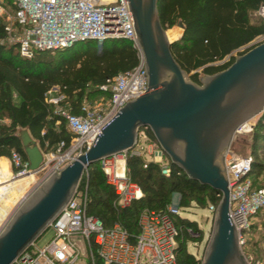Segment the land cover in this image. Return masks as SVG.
Listing matches in <instances>:
<instances>
[{
    "label": "trees",
    "instance_id": "trees-1",
    "mask_svg": "<svg viewBox=\"0 0 264 264\" xmlns=\"http://www.w3.org/2000/svg\"><path fill=\"white\" fill-rule=\"evenodd\" d=\"M264 0H158L162 25L171 28L179 20L184 23L182 35L173 41L171 50L190 77L199 82L201 74L215 73L228 67L234 60L233 52L255 44L263 34L264 23L254 15ZM232 53V54H231ZM231 54V55H230ZM230 55V58H225ZM139 51L126 38H109L99 44L84 40L55 51H39L33 57H24L18 46L7 39L4 22L0 20V156L10 157L13 150L27 159L17 134L27 127L43 152L56 150L64 141L63 149L71 146L76 134L64 117L56 112L49 100V91L58 87L65 97L60 105L72 113H80L83 103L100 96L108 98L109 91L101 89L109 79L131 70L139 63ZM145 127V126H144ZM151 139L158 144L153 132ZM251 176L257 186L264 170V111L252 129ZM168 156V155H167ZM146 164V166H144ZM171 172L165 175L159 164L146 161L144 155H127L126 172L142 195L126 204L99 161L88 166L79 188L87 183V213L99 218L104 225L118 222L134 236L138 232V217L144 210L160 211L179 195L178 205L183 209L195 203L205 208L218 205L221 192L180 174L177 165L170 162ZM183 226L200 230L197 221L182 217ZM196 239L183 230L177 255L179 264H201V258L188 252L186 243ZM97 264H102L98 259Z\"/></svg>",
    "mask_w": 264,
    "mask_h": 264
},
{
    "label": "built area",
    "instance_id": "built-area-1",
    "mask_svg": "<svg viewBox=\"0 0 264 264\" xmlns=\"http://www.w3.org/2000/svg\"><path fill=\"white\" fill-rule=\"evenodd\" d=\"M254 15L264 23V4L259 5ZM0 20L4 22L7 39L18 46L22 56L28 58L39 51H55L89 39L101 44L109 38H126L138 48L127 0H0ZM262 40L264 32L255 43ZM244 49L235 50L233 54L237 55ZM139 58L138 65L133 69L118 74L101 86V89L110 92L106 101L85 102L80 113H72L68 107L60 105L65 97L63 94L49 98L76 137L67 149H63L64 141H61L56 150L44 152V162L36 171L42 172V175L23 194L18 206L48 176L61 170L76 154L89 147L101 133L100 128L121 106L146 91L147 74L140 51ZM147 129L146 126L139 129L133 148L99 160L124 204L142 195L139 186L131 182L127 175V155H144L146 161L159 164L163 174L171 172L169 156L159 143L151 139ZM252 129L253 126L245 122L235 134ZM119 159L124 161L122 175L115 167ZM10 161L14 179L32 172L28 160L17 150L12 151ZM226 168L230 184L229 214L237 226L243 248L252 219L264 208V186H257L253 181L251 154H237L229 148ZM179 173L186 174L184 170ZM87 204L86 183L83 189L78 186L72 198L49 224L48 228L54 230V236L43 247L37 246L34 241L13 264H97L98 259L102 264H179L177 248L183 230L196 239L194 244H198L201 236L204 237L203 232L201 234L199 230L183 226L182 208L178 202L170 203L160 211L144 209L139 214L138 232L134 236L118 222L104 225L99 218L87 213ZM17 207L12 205L0 220V231ZM81 245H86L87 253L82 251ZM262 249L260 264H264V243ZM247 258L252 264L249 256Z\"/></svg>",
    "mask_w": 264,
    "mask_h": 264
},
{
    "label": "water",
    "instance_id": "water-1",
    "mask_svg": "<svg viewBox=\"0 0 264 264\" xmlns=\"http://www.w3.org/2000/svg\"><path fill=\"white\" fill-rule=\"evenodd\" d=\"M147 74V89L126 102L93 143L53 172L18 206L0 231V264L14 261L48 228L75 194L88 166L131 149L141 127L153 132L172 163L186 175L221 192L201 264H250L230 211L226 153L237 128L264 111V40L235 55L232 63L199 82L182 68L171 45L184 30L162 25L158 0H127ZM32 172L44 152L27 127L17 134Z\"/></svg>",
    "mask_w": 264,
    "mask_h": 264
},
{
    "label": "rangeland",
    "instance_id": "rangeland-1",
    "mask_svg": "<svg viewBox=\"0 0 264 264\" xmlns=\"http://www.w3.org/2000/svg\"><path fill=\"white\" fill-rule=\"evenodd\" d=\"M174 28H178V26L175 25L171 28H168L167 30H171ZM100 100L106 101V97L100 96L94 101H100ZM259 116L260 115L252 118L247 123L254 126ZM251 147H252V130L250 132L235 134L232 144L230 146V150L231 152H234L237 154L248 155L251 152ZM9 170H10V174H12V169L10 167H9ZM10 174L7 176V180L10 179L9 178ZM41 175H42V172H38L36 180ZM2 177H0V179H2ZM257 179H258L257 180L258 182H260L261 184H264V170L259 174ZM108 181L112 185H114L112 179L108 178ZM178 200H179V195L174 194L172 203H177ZM119 202L121 204H124L121 199H119ZM18 203L19 202L17 201V203L13 204V206L17 207ZM216 208H217V205H214L212 203L209 204L205 208L197 207L195 203H192L190 207L182 209V216L188 219L197 221L198 227L200 229L199 231H201V234L202 232L204 233V237L201 236V239L198 241V244H194V241H191V240L186 243L188 252L195 254L196 257L201 258V259H203L204 257L205 248L207 244L206 242L209 239L210 234H211ZM252 220H253V223L250 226V228L246 231V234H245V242L243 244V250L245 254L249 256V258L251 259L252 264H260L263 260L262 247L264 243V208ZM53 236H54V230L52 228H47L41 234V236L36 240L37 246L43 247ZM81 248L84 253H87L86 245H81Z\"/></svg>",
    "mask_w": 264,
    "mask_h": 264
},
{
    "label": "bare ground",
    "instance_id": "bare-ground-1",
    "mask_svg": "<svg viewBox=\"0 0 264 264\" xmlns=\"http://www.w3.org/2000/svg\"><path fill=\"white\" fill-rule=\"evenodd\" d=\"M176 29L174 28L168 31L174 32ZM115 167L119 175H122L124 161L122 159L117 160ZM9 178L7 180V175L4 174V177L0 179V220L5 216L9 208L20 200L32 183L36 181L37 172H31L26 176L16 179L10 174Z\"/></svg>",
    "mask_w": 264,
    "mask_h": 264
},
{
    "label": "crops",
    "instance_id": "crops-1",
    "mask_svg": "<svg viewBox=\"0 0 264 264\" xmlns=\"http://www.w3.org/2000/svg\"><path fill=\"white\" fill-rule=\"evenodd\" d=\"M59 94L60 93L58 87H54L52 88V91L49 93V98L55 97ZM9 167L12 169L10 157L0 156V177L4 176V174L7 176L10 174Z\"/></svg>",
    "mask_w": 264,
    "mask_h": 264
}]
</instances>
